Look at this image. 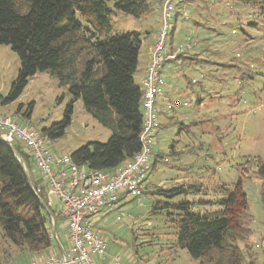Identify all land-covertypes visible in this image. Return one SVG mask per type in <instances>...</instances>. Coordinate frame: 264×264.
Instances as JSON below:
<instances>
[{
  "label": "rangeland",
  "instance_id": "rangeland-1",
  "mask_svg": "<svg viewBox=\"0 0 264 264\" xmlns=\"http://www.w3.org/2000/svg\"><path fill=\"white\" fill-rule=\"evenodd\" d=\"M148 2L151 11L140 19L115 11L107 30L109 36L140 33L144 57L155 42L163 0ZM176 16L167 49L177 52L179 59L167 62L162 75L175 92L178 104L170 110L174 118L166 130H160L163 133L155 147L166 156L150 172L145 194L121 199L114 211L122 207L121 213L110 212V215L108 209L101 208L100 217H104H98L101 222H97L100 234L108 243L104 256L110 258L121 253L131 263L138 257V264H199L186 250L174 249L172 240L177 223L167 211H154L153 205L158 201H189L195 213L219 212L223 208L221 200L227 198L222 188L231 190L242 178L249 202L245 224L250 232L235 245L244 254L246 264H264L262 181L255 172L256 160L264 159V14L261 0H179ZM20 68V58L12 48L0 45L1 98L9 97ZM135 83L141 88L140 78ZM70 101L68 88L61 86L50 72H42L30 78L16 101L8 105L0 103V114L18 119L34 104L30 121L43 133L63 120ZM111 136L112 131L99 123L79 100L74 105L72 123L65 135L51 140L48 148L54 153L71 156L90 142L105 144ZM176 150L180 153L172 155ZM182 162L186 163L185 171H179ZM177 174L184 176L180 183L186 187L200 186L202 192L170 200L153 193L158 188L171 189L172 184L179 185L174 182L178 180ZM53 211L57 214L58 207ZM103 221L107 223L102 225ZM59 236L69 252L67 231ZM0 253V264H29L32 260L6 244L1 233Z\"/></svg>",
  "mask_w": 264,
  "mask_h": 264
},
{
  "label": "trees",
  "instance_id": "trees-1",
  "mask_svg": "<svg viewBox=\"0 0 264 264\" xmlns=\"http://www.w3.org/2000/svg\"><path fill=\"white\" fill-rule=\"evenodd\" d=\"M261 10L264 14V0ZM115 11L140 19L150 13L151 4L148 0H0V45L10 46L21 64L9 97H0V103H13L30 78L50 72L61 86L68 88L71 101L63 120L43 133L50 140L63 137L72 123L75 103L83 101L86 110L110 129L112 136L105 144L88 143L71 157L80 167L105 172L126 165L140 152L144 122L143 91L134 78L142 36L138 32L109 36V19ZM176 21L177 16L174 25ZM178 59L177 54L170 61ZM33 110L31 104L22 117L30 120ZM14 147L26 165L32 186L46 203L47 189L30 154L19 144ZM156 164L157 161L153 169ZM255 167L262 181L264 203V159H257ZM222 191L227 198L221 200L223 208L219 212L195 213L189 201H158L153 209L165 210L175 218L171 219L177 223L172 240L174 249L186 250L199 264H246L244 254L235 245L250 232L245 224L249 202L243 179L239 178L233 189L223 187ZM201 192L200 186L179 185L158 188L153 193L170 200ZM51 212L57 222H64L66 230L65 221L52 209ZM0 233L6 244L34 260L45 259L54 248L59 250L49 214L34 195L14 153L1 143Z\"/></svg>",
  "mask_w": 264,
  "mask_h": 264
},
{
  "label": "built area",
  "instance_id": "built-area-1",
  "mask_svg": "<svg viewBox=\"0 0 264 264\" xmlns=\"http://www.w3.org/2000/svg\"><path fill=\"white\" fill-rule=\"evenodd\" d=\"M178 2L163 0L161 6V28L143 81L141 150L126 165L111 172L80 167L71 156L50 151V138L29 119L0 114V139L11 145L19 144L30 154L47 189L46 204L49 209L58 207L70 243L66 258L52 253L29 264H98V258H103L108 250L107 241L96 229L101 208L112 211L122 198H139L145 192L146 181L153 170L160 126L156 100L164 86L162 70L177 55V52H168L167 42L174 27ZM113 264H120V258H114Z\"/></svg>",
  "mask_w": 264,
  "mask_h": 264
},
{
  "label": "crops",
  "instance_id": "crops-1",
  "mask_svg": "<svg viewBox=\"0 0 264 264\" xmlns=\"http://www.w3.org/2000/svg\"><path fill=\"white\" fill-rule=\"evenodd\" d=\"M159 12L161 14V8H159ZM145 16V15H144ZM143 16V17H144ZM160 28H161V19L159 21V26H158V31L155 35V42L153 45H151L148 49V52H147V56H142V50L140 49V53H139V64H138V69H137V72L134 76V78H136L135 82L137 81L138 78H140V86H141V90L143 91V81L145 79V76H146V72H147V68L150 64V61H151V52L156 44V41H157V36L159 34V31H160ZM143 45V43H142ZM142 45H141V48H142ZM143 66V67H142ZM170 67V66H169ZM172 67L169 68V70H171ZM139 76V77H138ZM174 94L175 92L172 90V87L170 85H167L166 81H165V78H164V86L162 87L161 89V92L160 94L157 96V100H156V103H157V106H158V109H159V122H160V127L158 129V133H157V137H156V145L158 144V141L160 140L161 138V134L163 133H160V130L165 128V130L167 129V126L169 125V122L174 118V117H171V112L170 110H174V107L177 106L178 102L176 99H174ZM191 102V101H190ZM182 105V104H181ZM184 106H187L186 103L184 104ZM166 119V120H165ZM164 120L166 122H164ZM167 140H169L167 137H165ZM172 140V139H171ZM169 144L170 141H167ZM180 142V141H179ZM159 146V145H158ZM156 147V146H155ZM178 150L176 151H172V155L174 156H177L178 153L180 152H177ZM181 153H184V151H182ZM166 154L162 153L161 150L158 152L154 149V159H153V163H155L157 161L160 162V160H162V158L165 156ZM157 165V164H156ZM156 165H155V169H156ZM186 165V163H185ZM184 163L182 162V168H179V171H185L184 169H186ZM182 173V172H180ZM178 175V174H177ZM184 176H180V174L178 175V180L174 181L175 183H179V185H183L182 183H180L181 181H183L184 179ZM167 183V182H165ZM164 184V181L159 185L160 187H162ZM179 185H171L172 187H175V186H179ZM185 186V185H184ZM163 189H166V188H163ZM123 199V198H122ZM51 210V209H50ZM53 210V209H52ZM124 209L122 207H120V209L116 210L115 211V206L113 208L112 211H109L108 213L111 215L110 212L112 213H121ZM107 213V214H108ZM49 214V213H48ZM101 214V213H100ZM106 214V215H107ZM57 215L59 216V210L57 212ZM50 216V215H49ZM60 217V216H59ZM100 217V215L98 216ZM104 217V215H102L100 217V219H102ZM50 219H51V222H52V225H54V222H55V226H56V232H57V237H60L58 235H60L61 232H65V228H64V222H57V220L55 219V217L53 216V218L50 216ZM97 218V221L101 222V220ZM99 222H96V229L98 230V225H99ZM103 223H107V222H102V225H104ZM60 224V225H59ZM54 229V228H53ZM58 229V231H57ZM99 231V230H98ZM100 232V231H99ZM53 235H54V230H53ZM55 238V237H54ZM59 240V239H58ZM60 241V240H59ZM62 241H60L61 243ZM57 243V241H56ZM61 245H64L63 242ZM57 246H58V243H57ZM59 248V246H58ZM53 251L55 252H58L60 253V255L56 254L58 257H62L63 254H62V251L61 249L59 248V250L57 248H54ZM66 251V250H65ZM128 255V254H127ZM132 256V254H130ZM116 257H119L120 258V264H138V257L134 258V261L131 263L128 259L127 256H123L121 253H117V254H114L113 256H111L110 258H105V256L101 259L99 258L98 260V264H113V261H114V258ZM32 259V258H31ZM38 259V258H37ZM101 259V260H100ZM34 260V259H32ZM21 264V263H19Z\"/></svg>",
  "mask_w": 264,
  "mask_h": 264
},
{
  "label": "water",
  "instance_id": "water-1",
  "mask_svg": "<svg viewBox=\"0 0 264 264\" xmlns=\"http://www.w3.org/2000/svg\"><path fill=\"white\" fill-rule=\"evenodd\" d=\"M0 143L5 145L6 147H8L13 153L14 155L16 156V158L18 159L21 167L23 168V170L25 171L26 175H27V178L29 180V183L31 185V188H32V191L34 193V195L36 196V198L39 200V202L41 203L42 207L44 208V210L49 213V215L53 218V213L51 212V210L49 209V207L47 206V204L40 198V196L36 193L34 187L32 186L31 184V180H30V175L28 173V170L26 168V165L24 164L23 160H22V157L20 155V153L18 152V150L14 147V145H11L9 143H6L5 141H3L2 139H0ZM54 237H55V240L57 241L58 243V246L59 248L61 249L62 251V254H63V257L66 258V251L65 249L63 248V246L61 245L60 241L58 240V237H57V232H56V226H55V222H54Z\"/></svg>",
  "mask_w": 264,
  "mask_h": 264
}]
</instances>
